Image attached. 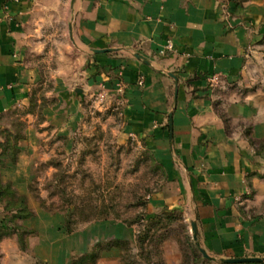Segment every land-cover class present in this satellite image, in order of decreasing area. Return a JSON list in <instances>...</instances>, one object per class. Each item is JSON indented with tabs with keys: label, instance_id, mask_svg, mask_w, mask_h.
<instances>
[{
	"label": "crops",
	"instance_id": "crops-1",
	"mask_svg": "<svg viewBox=\"0 0 264 264\" xmlns=\"http://www.w3.org/2000/svg\"><path fill=\"white\" fill-rule=\"evenodd\" d=\"M71 1L0 0V115L28 104L41 78L33 53L60 46L59 69L72 66L75 80L70 23L79 46L118 48L88 54L83 79L110 89L122 84L124 135L144 138L168 174L166 187L151 199L153 209L182 208L214 257L264 259V152L226 132L209 82L212 74L241 77L264 36V0H76L74 7ZM57 76L59 102L44 114L46 123L67 129L65 106L78 111L79 87L73 93L66 87L74 81ZM263 114L252 111L254 138L264 137ZM21 224L35 234L26 237L25 249L17 234L0 239V264H34L24 255L34 244L41 250L44 233L31 219ZM119 255L117 247L104 250L96 264H121ZM165 264L178 263L166 254Z\"/></svg>",
	"mask_w": 264,
	"mask_h": 264
},
{
	"label": "rangeland",
	"instance_id": "rangeland-1",
	"mask_svg": "<svg viewBox=\"0 0 264 264\" xmlns=\"http://www.w3.org/2000/svg\"><path fill=\"white\" fill-rule=\"evenodd\" d=\"M70 41L75 80L72 66L59 69L60 46L47 54L33 53L41 78L32 87L28 104L0 115V193L5 188L0 222L9 220L6 202L17 203L16 195L26 198L34 213L30 219L44 233L41 250L34 244L24 255L34 264H71L95 244L116 239L126 243L122 250L117 248L120 263L125 254L144 264L148 251L157 248L165 263L170 254L178 264H203L200 259L196 263L188 244L192 238L199 247L184 210L167 204L153 209L151 199L166 187L168 174L144 138L124 135L122 84L116 82L114 89L102 83L89 85L83 72L87 55L95 53L74 38ZM58 74L74 81L66 87L69 91L74 93L76 87L85 91L79 96L78 111L65 106L70 113L67 129L46 123L44 114L59 102ZM209 82L214 110L226 132L239 133L256 153H263L264 137H252V111L261 116L264 112V36L251 48L239 79L212 74ZM146 231L153 241L142 250L138 238ZM211 256L205 264H225Z\"/></svg>",
	"mask_w": 264,
	"mask_h": 264
},
{
	"label": "trees",
	"instance_id": "trees-1",
	"mask_svg": "<svg viewBox=\"0 0 264 264\" xmlns=\"http://www.w3.org/2000/svg\"><path fill=\"white\" fill-rule=\"evenodd\" d=\"M4 189H2L0 193V204H4L2 197L5 192ZM16 197H19V200L14 205H12L11 202L9 201L5 203V210L9 212L8 213L9 220L7 222L5 221L0 222V239H2L4 236L17 234L20 248L25 249L26 237L35 234V231L32 229L25 228L21 224V222L26 219H30L34 215V213L27 207V202L25 197L19 195L18 196L16 195ZM146 232H144V234L142 235H139L138 238L139 247L142 250L144 249V246L147 245V242L153 241L148 237V232L147 233ZM188 242H189L188 244L191 247V251L193 252V256L195 260H197L196 263L198 262L199 259L201 260V262H203V264L210 263L212 261L211 259H207L203 256L199 247L195 244L192 238H190V240L188 239ZM125 244L126 243L120 239L110 240L107 243H101V242L97 243L93 246L92 249L86 251L82 255L73 259L71 264H96L98 262V259L100 258L102 251L108 250L112 247H117L121 249L123 248V245L126 246ZM154 256H156V259L153 260ZM144 259H145L144 264H165L161 256V252L157 248L155 251L154 249L148 251V253L144 256ZM121 264H142V263L135 261L134 259H131V257L128 255L121 254Z\"/></svg>",
	"mask_w": 264,
	"mask_h": 264
},
{
	"label": "water",
	"instance_id": "water-1",
	"mask_svg": "<svg viewBox=\"0 0 264 264\" xmlns=\"http://www.w3.org/2000/svg\"><path fill=\"white\" fill-rule=\"evenodd\" d=\"M76 0H72L71 1V5L72 7H74ZM69 30H70V35L73 39V24L70 23L69 25ZM91 51L95 54L97 53H104V52H114V51H119L118 48H105V49H96V48H92ZM136 57L145 60V62H148L146 59H144L143 56L139 55V54H135ZM171 76H173L174 78L175 75L173 73L170 74ZM79 94H82V89L78 88L76 90ZM173 126V122H172V113L170 115V128L172 129ZM191 227H192V233H193V238L195 239L196 243L199 245L200 247V251L203 254V256L207 259H212L213 257L200 245V242L198 241V236H197V226L196 223L194 221L191 222ZM263 258L260 257H242V258H222L221 261L224 263H243V262H261L263 261Z\"/></svg>",
	"mask_w": 264,
	"mask_h": 264
},
{
	"label": "built area",
	"instance_id": "built-area-1",
	"mask_svg": "<svg viewBox=\"0 0 264 264\" xmlns=\"http://www.w3.org/2000/svg\"><path fill=\"white\" fill-rule=\"evenodd\" d=\"M168 46H169V48H171V45L170 44ZM140 83H142V81H140Z\"/></svg>",
	"mask_w": 264,
	"mask_h": 264
}]
</instances>
